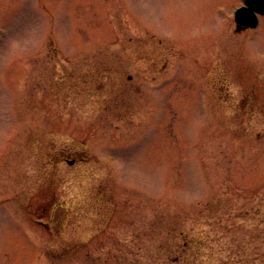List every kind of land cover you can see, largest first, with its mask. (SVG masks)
<instances>
[{
  "label": "rangeland",
  "instance_id": "rangeland-1",
  "mask_svg": "<svg viewBox=\"0 0 264 264\" xmlns=\"http://www.w3.org/2000/svg\"><path fill=\"white\" fill-rule=\"evenodd\" d=\"M242 4L0 0V264L146 260L174 221L264 264V16L236 31Z\"/></svg>",
  "mask_w": 264,
  "mask_h": 264
},
{
  "label": "trees",
  "instance_id": "trees-1",
  "mask_svg": "<svg viewBox=\"0 0 264 264\" xmlns=\"http://www.w3.org/2000/svg\"><path fill=\"white\" fill-rule=\"evenodd\" d=\"M176 224L175 221L168 222L165 229L159 232L162 241L154 250H147V254L151 256L150 259L146 258L148 261L140 257V249L134 259L123 256L122 261L116 259L115 264H236L231 257L223 258L212 240L206 238L208 236L203 238L192 235V231L184 229L181 223L178 222L175 226ZM237 255L239 256L237 264L258 263L255 259H244L240 253Z\"/></svg>",
  "mask_w": 264,
  "mask_h": 264
},
{
  "label": "water",
  "instance_id": "water-1",
  "mask_svg": "<svg viewBox=\"0 0 264 264\" xmlns=\"http://www.w3.org/2000/svg\"><path fill=\"white\" fill-rule=\"evenodd\" d=\"M244 3L245 6L237 9L234 15L236 31L254 28L257 25L256 13L264 14V0H244Z\"/></svg>",
  "mask_w": 264,
  "mask_h": 264
}]
</instances>
